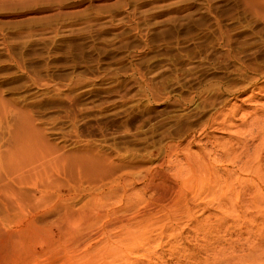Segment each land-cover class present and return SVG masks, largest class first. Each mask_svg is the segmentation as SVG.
<instances>
[{"label": "rangeland", "instance_id": "rangeland-1", "mask_svg": "<svg viewBox=\"0 0 264 264\" xmlns=\"http://www.w3.org/2000/svg\"><path fill=\"white\" fill-rule=\"evenodd\" d=\"M254 119L264 0H0V264H264V222L123 212Z\"/></svg>", "mask_w": 264, "mask_h": 264}, {"label": "bare ground", "instance_id": "bare-ground-1", "mask_svg": "<svg viewBox=\"0 0 264 264\" xmlns=\"http://www.w3.org/2000/svg\"><path fill=\"white\" fill-rule=\"evenodd\" d=\"M233 136L235 138H233V142L231 141L232 143L223 144L220 147V155L212 152L201 153L195 158L187 155L184 162L174 169L175 176L173 177H176V181L160 177L147 186L144 191L154 197L150 202L143 200L144 196L128 197V207L123 212L128 211V215L130 212L132 214L128 217L127 224L132 220H159L160 223H163L159 237H165V234H168L167 237H174L173 234H176L180 222H193L198 226V221L194 217L195 210H198L202 216L210 210L208 207L214 204L213 207L218 216L208 215L205 217L206 220L215 218L225 224L230 221L240 231L244 229L245 231L242 230V232H246L247 237L252 235L253 231L257 232L258 228L255 227L258 226L257 222H264V120L254 119L246 131H237ZM246 141L251 142L252 144H250L254 146L251 150L248 149L249 146L247 148ZM219 171H223L224 174L219 175ZM105 208L106 206L100 207L101 210L96 212L95 217L99 219L112 218L123 229L125 225L122 224L127 220L123 215L126 213L121 215L124 218L121 216L118 218L116 214L119 211H108ZM240 220L247 221L250 228L245 226L248 225L247 223H239ZM115 223L112 226H115ZM187 228L188 226L179 229L177 237H180V232H184ZM211 229L212 227L209 228V231ZM235 231L237 233L235 242L237 243L243 234H238L237 229ZM116 235H113L114 239L117 240L116 242H120V236ZM257 235L258 232L257 239L264 238L263 234ZM150 243L148 241L146 244ZM256 245H252L251 247H254L249 251L261 250V245L258 247ZM238 249L241 247L229 245L227 251L236 252ZM261 252H264V249Z\"/></svg>", "mask_w": 264, "mask_h": 264}]
</instances>
